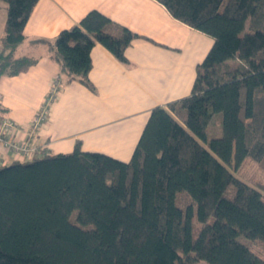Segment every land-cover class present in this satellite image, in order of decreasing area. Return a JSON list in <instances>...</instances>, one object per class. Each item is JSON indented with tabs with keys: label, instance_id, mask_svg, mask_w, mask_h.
Here are the masks:
<instances>
[{
	"label": "trees",
	"instance_id": "1",
	"mask_svg": "<svg viewBox=\"0 0 264 264\" xmlns=\"http://www.w3.org/2000/svg\"><path fill=\"white\" fill-rule=\"evenodd\" d=\"M4 1L0 78L37 62L17 50L39 0ZM157 1L214 40L191 94L151 111L128 162L77 145L0 166V264H264V0ZM138 37L92 10L38 41L57 91H95L94 46L129 64Z\"/></svg>",
	"mask_w": 264,
	"mask_h": 264
},
{
	"label": "crops",
	"instance_id": "2",
	"mask_svg": "<svg viewBox=\"0 0 264 264\" xmlns=\"http://www.w3.org/2000/svg\"><path fill=\"white\" fill-rule=\"evenodd\" d=\"M97 10L139 35L126 50L122 63L101 44L91 52L89 77L95 91L79 81L63 79L62 88L49 105L46 124L33 144L43 155L71 153L77 145L85 152H99L130 161L151 111L189 96L197 67L214 40L177 20L157 0H39L24 30L18 56L37 59L16 76L0 78L2 118L29 127L56 81L60 66L51 45L58 34ZM8 17L0 0V39ZM23 137V136H21ZM25 161L0 146V166Z\"/></svg>",
	"mask_w": 264,
	"mask_h": 264
},
{
	"label": "built area",
	"instance_id": "3",
	"mask_svg": "<svg viewBox=\"0 0 264 264\" xmlns=\"http://www.w3.org/2000/svg\"><path fill=\"white\" fill-rule=\"evenodd\" d=\"M58 83L56 81L46 102L36 114L29 127L22 126L11 118L0 120V146L25 161L32 160L41 153V150L34 146L33 139L35 133L48 121L49 105L56 97Z\"/></svg>",
	"mask_w": 264,
	"mask_h": 264
},
{
	"label": "rangeland",
	"instance_id": "4",
	"mask_svg": "<svg viewBox=\"0 0 264 264\" xmlns=\"http://www.w3.org/2000/svg\"><path fill=\"white\" fill-rule=\"evenodd\" d=\"M231 157L232 158L234 157V148H233V146H232V151H231ZM231 163L233 165V161ZM253 249H254V252L258 253L264 259V246H261V245L257 244V245L253 246ZM199 264H208V263L200 262Z\"/></svg>",
	"mask_w": 264,
	"mask_h": 264
}]
</instances>
